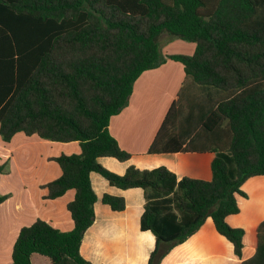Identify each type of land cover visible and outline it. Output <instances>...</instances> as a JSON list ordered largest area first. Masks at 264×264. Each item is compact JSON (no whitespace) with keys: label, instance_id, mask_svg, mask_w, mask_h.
<instances>
[{"label":"trees","instance_id":"16d2710c","mask_svg":"<svg viewBox=\"0 0 264 264\" xmlns=\"http://www.w3.org/2000/svg\"><path fill=\"white\" fill-rule=\"evenodd\" d=\"M163 34L195 50L166 57L182 64L184 79L147 153H213L209 181L178 179L163 166H129L120 176L98 162L130 159L109 121L127 106L137 78L164 63ZM18 133L78 142L80 152L53 158L60 175L42 186L46 200L73 191L66 206L73 228L61 232L39 219L21 228L11 264L36 257L91 264L79 253L95 218L91 173L143 191L139 229L155 238L147 264H160L207 218L241 259L244 230L226 218L239 213L245 181L264 176V0H0V139ZM101 203L125 210L122 197L104 194ZM197 239L220 245L213 232ZM240 264H264V220L254 255Z\"/></svg>","mask_w":264,"mask_h":264},{"label":"crops","instance_id":"0c3cea01","mask_svg":"<svg viewBox=\"0 0 264 264\" xmlns=\"http://www.w3.org/2000/svg\"><path fill=\"white\" fill-rule=\"evenodd\" d=\"M159 47L165 61L159 67L143 72L133 84L128 104L108 125L110 135L121 150L130 154L126 162L113 158H100L98 162L107 170L122 176L129 166L139 170H151L163 166L178 179L188 177L211 180L210 152H172L149 154L163 119L184 79L181 63L167 59L169 55H192L195 44L163 34ZM80 152L78 142L57 143L41 140L35 136L16 134L9 143L0 139V196L6 199L0 204V264H11V252L21 228L36 220H43L61 232H68L73 224L66 206L74 197L66 192L56 200H46L43 185L60 175L58 165L52 160L60 155ZM97 196L94 222L85 232L79 248L80 255L91 264H147L155 245L149 232L139 229L143 212V191L139 188L119 189L110 186L97 173L89 176ZM246 197L236 196L239 213L230 215L226 222L244 230L241 259L233 254V247L214 229L211 218L183 244L173 248L160 264H240L255 253L257 228L264 220V176L247 179L241 187ZM104 194L122 197L125 210L112 212L101 203ZM205 227V228H204ZM213 232L220 245L205 243L197 245V235L207 237ZM200 262V263H199ZM34 264H49L34 258Z\"/></svg>","mask_w":264,"mask_h":264}]
</instances>
